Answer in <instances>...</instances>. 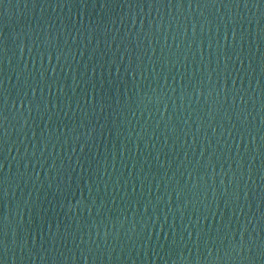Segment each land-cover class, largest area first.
I'll use <instances>...</instances> for the list:
<instances>
[{"label": "water", "instance_id": "95a60500", "mask_svg": "<svg viewBox=\"0 0 264 264\" xmlns=\"http://www.w3.org/2000/svg\"><path fill=\"white\" fill-rule=\"evenodd\" d=\"M0 34V264H264L261 0H0Z\"/></svg>", "mask_w": 264, "mask_h": 264}, {"label": "snow or ice", "instance_id": "6c2138e0", "mask_svg": "<svg viewBox=\"0 0 264 264\" xmlns=\"http://www.w3.org/2000/svg\"><path fill=\"white\" fill-rule=\"evenodd\" d=\"M261 3H264V0H261ZM0 45H6V41H4L2 34H0ZM6 46L0 47V52H3L5 54ZM3 88H0V92H2ZM4 119L3 112H0V120ZM2 126V125H0ZM6 242H4V245ZM251 251V250H250Z\"/></svg>", "mask_w": 264, "mask_h": 264}]
</instances>
